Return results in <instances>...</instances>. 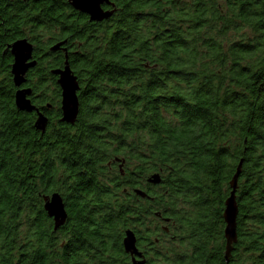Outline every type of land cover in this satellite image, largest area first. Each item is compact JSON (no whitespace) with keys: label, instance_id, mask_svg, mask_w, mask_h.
I'll return each mask as SVG.
<instances>
[{"label":"trees","instance_id":"trees-1","mask_svg":"<svg viewBox=\"0 0 264 264\" xmlns=\"http://www.w3.org/2000/svg\"><path fill=\"white\" fill-rule=\"evenodd\" d=\"M110 1L99 25L67 0L0 14V264H129L126 230L139 246L158 239L147 264H264V0ZM20 39L34 48L22 88L43 132L15 106ZM65 62L74 124L60 122L51 73ZM241 160L227 263L224 204ZM52 193L67 214L57 230L43 209Z\"/></svg>","mask_w":264,"mask_h":264},{"label":"water","instance_id":"water-1","mask_svg":"<svg viewBox=\"0 0 264 264\" xmlns=\"http://www.w3.org/2000/svg\"><path fill=\"white\" fill-rule=\"evenodd\" d=\"M72 8L82 14L89 17L90 21L101 22L108 19L112 15V11H104L101 8L103 3H109V0H67ZM63 43H58L50 48L51 51H56ZM10 53L13 57L11 64V75L14 86L17 88L15 92V106L18 110L26 113L35 111L37 118L34 126L37 130L43 132L47 126V117L38 111V109L31 103L29 99L31 95L30 88H22L26 82L27 72L35 67L36 61L32 60L33 46L26 40L20 39L13 42L9 46ZM54 76H57V84L61 91L60 110L61 117L60 122L67 124H74L79 112V102L77 92L79 90V84L76 76L72 73L68 64L62 69H56L51 72ZM118 161V159H117ZM242 166V160L240 161L236 173L234 174L231 182V192L224 204L223 220L225 223L224 237L226 239V252L225 260L228 263V257L231 252V245L236 242V218L238 208L235 199V193L237 188V180L240 175ZM147 182L157 185L161 182V177L158 173L152 174ZM134 193L142 198L146 197L145 192L139 189H135ZM43 209L47 213L48 217L53 219L54 230L63 226L67 219L65 206L62 197L59 193H52L49 196L43 197ZM123 250L131 257V264H146V260L142 252L136 247V237L131 230H126L122 240ZM138 257L140 260H136Z\"/></svg>","mask_w":264,"mask_h":264},{"label":"flooded vegetation","instance_id":"flooded-vegetation-1","mask_svg":"<svg viewBox=\"0 0 264 264\" xmlns=\"http://www.w3.org/2000/svg\"><path fill=\"white\" fill-rule=\"evenodd\" d=\"M25 1L26 0H0V14L2 15V16H4V17H6L7 16V14H8V12H9V10H14V9H16V10H18V11H20V13L23 11V8H24V3H25ZM28 1H35V0H28ZM67 3L69 4V2L67 1ZM70 5V4H69ZM70 7L72 8V6L70 5ZM101 8L104 10V11H112V15L115 13V8H114V4L109 0V3L107 4V3H103L102 5H101ZM73 9V8H72ZM74 10V9H73ZM76 11V10H75ZM76 12H78V11H76ZM80 13V12H79ZM82 14V13H81ZM83 15H85V14H83ZM111 15V16H112ZM111 16L108 18V19H110L111 18ZM85 17L87 18V21L88 22H90V24H93V25H99V24H101V23H103V22H105V21H108V19H106V20H103V21H101V22H93V21H89V17L87 16V15H85ZM53 41V40H52ZM53 43H55L54 41H53ZM69 51H71V49L69 50ZM33 52H34V48H33ZM33 52H32V60H35L36 61V59H34V57H33ZM11 54V53H10ZM55 55H60V53H56V52H54V55L53 56H55ZM12 56V55H11ZM12 62H13V57H12ZM34 68V67H33ZM146 182H147V179H146ZM147 184H150V185H153V184H151V183H149V182H147ZM135 189H139V188H135ZM135 189H133V193H134V190ZM139 190H142V189H139ZM143 191V190H142ZM144 192V191H143ZM135 194V193H134ZM146 194V193H145ZM136 195V194H135ZM138 196V195H137ZM138 197H140V196H138ZM146 197H147V195H146ZM145 197V198H146ZM140 198H142V197H140ZM145 198H142V199H145ZM166 222H168V221H166ZM159 223V222H158ZM159 226H160V228H162V227H164L165 225H164V223L162 222V221H160V223L158 224ZM152 226H151V224L150 223H148V225H147V229H149V228H151ZM132 231V230H131ZM166 231L167 230H165L164 231V233H166ZM133 232V231H132ZM134 233V232H133ZM135 234V233H134ZM162 234V233H161ZM160 233L158 234V236H160L161 235ZM135 237H136V247L138 248V250L140 251V252H142V254H143V256H144V259L146 260V264H147V262H148V260L150 259V254L151 253H153L154 251H155V246H156V244H157V241H158V239H155V243H153L150 239H149V237H147V234H145L143 237H142V239L144 240V245L143 246H139V244H138V242H137V236H136V234H135ZM140 243V242H139ZM126 254V253H125ZM127 256H128V263L129 264H131V257L127 254ZM135 259L136 260H140L138 257H135Z\"/></svg>","mask_w":264,"mask_h":264}]
</instances>
